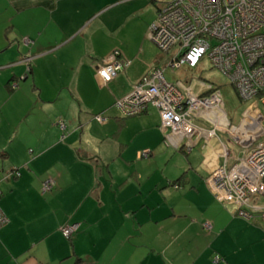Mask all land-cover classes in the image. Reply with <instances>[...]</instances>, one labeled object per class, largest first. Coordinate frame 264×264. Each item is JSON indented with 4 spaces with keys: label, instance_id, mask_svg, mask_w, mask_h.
<instances>
[{
    "label": "crops",
    "instance_id": "0c3cea01",
    "mask_svg": "<svg viewBox=\"0 0 264 264\" xmlns=\"http://www.w3.org/2000/svg\"><path fill=\"white\" fill-rule=\"evenodd\" d=\"M165 3L0 0V264H264V221L235 216L206 185L216 137H192L185 158L163 151L162 165L128 148L145 131L160 143L159 114L122 135L116 100L154 67L166 72L169 55L147 36ZM115 51L130 65L104 85L95 67Z\"/></svg>",
    "mask_w": 264,
    "mask_h": 264
},
{
    "label": "built area",
    "instance_id": "2783aa9c",
    "mask_svg": "<svg viewBox=\"0 0 264 264\" xmlns=\"http://www.w3.org/2000/svg\"><path fill=\"white\" fill-rule=\"evenodd\" d=\"M178 19H183V25H178ZM184 28L191 31L183 34ZM147 34L160 51L173 48L166 69H194L208 62L229 79L241 100H255L253 110L246 112L237 127H232L225 117L217 88L202 85L205 92L212 93L201 98L203 94L194 93L192 86L168 83L159 67L133 84L125 96L116 100L115 106L124 117L139 116L147 112L148 106L154 107L165 145L176 150L180 149L182 139H188L183 147L189 152L194 145L192 137L202 135L210 139L217 138L216 131L227 133L240 152L232 157L217 138L223 150V162L206 178V185L218 202L234 206L235 216L264 221V203L259 202L264 199V139L259 141L264 137V128L260 127V119L252 115L255 108L264 111V0H170L157 12ZM162 35L168 37L167 45ZM129 65L115 51L95 68L101 82L107 85ZM207 114L213 117L208 118ZM195 119L210 123L211 129L198 127L193 122ZM95 120L105 121L99 116ZM59 126L64 128L62 122ZM140 154L146 157L149 151ZM52 186L53 181L49 180L43 183L42 191H49ZM6 223L0 209V228ZM78 228L73 223L60 231L63 237L70 238Z\"/></svg>",
    "mask_w": 264,
    "mask_h": 264
},
{
    "label": "rangeland",
    "instance_id": "374dc122",
    "mask_svg": "<svg viewBox=\"0 0 264 264\" xmlns=\"http://www.w3.org/2000/svg\"><path fill=\"white\" fill-rule=\"evenodd\" d=\"M158 1L169 2L170 0H158ZM153 45L156 47L154 43ZM156 49L158 53H163L164 55L167 54L169 55V57L171 56L173 50V48H170L167 51H160L157 47ZM163 75L166 81L171 84H176L177 82H181L186 86H192V85L194 86V85H199L201 83L206 88H212V87L217 88L220 91V96L223 101V110L225 111V117L228 119L229 124L232 127H237L241 122H243V117L246 114V112L249 111L250 109L253 110V107L255 105V100H247V101L241 100L238 97L234 87L231 85L229 79L225 75H223L220 71L213 68L211 64H209L208 62H204L201 65H198L194 69H189L187 67H181L176 71H171L170 69H166V72ZM211 93H212L211 91L208 93L205 92L203 96H201V98L208 97ZM155 115L156 116L158 115L157 110L151 108L150 112L146 115L125 118L126 123L129 124L128 131L124 133V130H122V135L124 134L129 136L131 134L130 133L131 130L139 129V128L141 129L144 126H149L151 123L155 122L156 119ZM252 115L253 116L256 115L258 119H260L259 120L260 127L264 128V111L262 110V108L259 107V112L258 109L255 108ZM103 129H104V133H106L107 127ZM109 132L111 137V134L114 133V129L109 130ZM134 134L135 132L132 133V135L130 136H133ZM218 137L220 141L224 143L226 148L230 150V154L232 157L238 156L240 149L237 146V144H234L232 142V140L230 139L227 133L222 131L220 133L218 132ZM161 139L162 140H160V143H158L157 140L154 139L152 132L145 131V133L139 135L135 140L131 141L128 144V148L132 154H134L136 151L142 153L144 150H148L149 154L146 156V159H149L148 162H155L154 164H160V163H162V165L165 164L166 161L163 159V157L160 158L156 157L157 155L163 153V151L169 153H177L181 157L185 158L186 156V154L184 153L186 152L185 150L183 152H177L175 151L174 148L170 146L167 147L165 145L164 135L161 136ZM262 139H264V137L261 138L259 141H261ZM95 145L98 148L100 147L98 142H95ZM103 145L112 146L111 144H108V141H106V143L103 142ZM196 149L198 150V148ZM206 152L210 153V155H207L206 157V161H207L206 166L207 168L212 169L210 172L211 174L214 170L219 168L222 163L217 159L218 155H222L223 152L217 138L214 139V143L207 146ZM178 164L180 163L178 162ZM169 165H172V163L169 162ZM259 202L264 203V199H260Z\"/></svg>",
    "mask_w": 264,
    "mask_h": 264
},
{
    "label": "bare ground",
    "instance_id": "6f19581e",
    "mask_svg": "<svg viewBox=\"0 0 264 264\" xmlns=\"http://www.w3.org/2000/svg\"><path fill=\"white\" fill-rule=\"evenodd\" d=\"M177 23H178V25H183V19H178V21H177ZM187 31H191V28H184L181 32L183 33V34H186L187 33ZM162 34V33H161ZM160 34V35H161ZM162 41H163V43L164 44H168L169 43V39H168V37L166 36V35H162ZM263 45V44H262ZM264 46V45H263ZM249 49L251 48V46H249L248 47ZM221 110V109H220ZM219 110V111H220ZM218 117H220V119H221V123H222V121H223V117L219 114V116Z\"/></svg>",
    "mask_w": 264,
    "mask_h": 264
},
{
    "label": "trees",
    "instance_id": "16d2710c",
    "mask_svg": "<svg viewBox=\"0 0 264 264\" xmlns=\"http://www.w3.org/2000/svg\"><path fill=\"white\" fill-rule=\"evenodd\" d=\"M15 85H13V87H14ZM121 113V112H120ZM122 115V114H121ZM101 117V118H103V119H105L102 115H95L94 116V119H95V117ZM123 116V115H122ZM124 117V116H123ZM131 117H135V116H131ZM125 118H128V117H125ZM106 120V119H105ZM96 121V120H95ZM164 135V134H163ZM253 220H255V219H253Z\"/></svg>",
    "mask_w": 264,
    "mask_h": 264
}]
</instances>
